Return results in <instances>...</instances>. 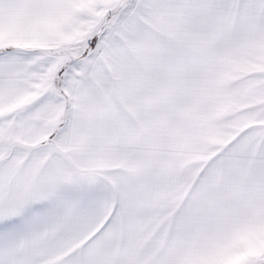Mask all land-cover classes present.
<instances>
[{"label": "snow or ice", "instance_id": "6c2138e0", "mask_svg": "<svg viewBox=\"0 0 264 264\" xmlns=\"http://www.w3.org/2000/svg\"><path fill=\"white\" fill-rule=\"evenodd\" d=\"M0 264H264V0H0Z\"/></svg>", "mask_w": 264, "mask_h": 264}]
</instances>
